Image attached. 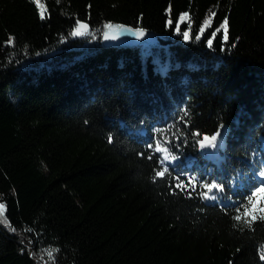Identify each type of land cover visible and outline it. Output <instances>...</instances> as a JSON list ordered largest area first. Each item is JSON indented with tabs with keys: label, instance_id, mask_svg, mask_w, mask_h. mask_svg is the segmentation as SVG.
Segmentation results:
<instances>
[{
	"label": "trees",
	"instance_id": "obj_1",
	"mask_svg": "<svg viewBox=\"0 0 264 264\" xmlns=\"http://www.w3.org/2000/svg\"><path fill=\"white\" fill-rule=\"evenodd\" d=\"M113 23L174 43L26 65ZM219 125L210 160L193 133ZM263 138L264 0H0V264H264V196L251 225L231 207L264 168ZM155 140L172 141L171 175H156ZM185 174L228 191L189 198Z\"/></svg>",
	"mask_w": 264,
	"mask_h": 264
},
{
	"label": "snow or ice",
	"instance_id": "obj_2",
	"mask_svg": "<svg viewBox=\"0 0 264 264\" xmlns=\"http://www.w3.org/2000/svg\"><path fill=\"white\" fill-rule=\"evenodd\" d=\"M36 3L39 4V0H36ZM43 10L40 11L39 15L41 19L45 18V11L46 9L41 6ZM212 15H215L214 13ZM180 19V18H178ZM171 25V21L169 22ZM206 23V22H205ZM227 19L223 22V27L225 29L226 33V26H227ZM81 27H85V25H79L75 28V30L70 33L72 36H81L84 35L80 31ZM108 27H111V25H108ZM204 32V27H201L199 29V32L196 36L197 39H199L200 34ZM139 34L143 35V30H139ZM182 36L185 40L189 39V31L185 30L182 33ZM107 39V37H105ZM226 38V36H225ZM212 41L211 39L208 40V44L211 45ZM222 125H219L217 127V130L211 134L210 136L208 134H201L199 131L193 133L195 136H200L201 138L197 141V144L201 150L208 149L212 155H215L216 152H218L221 148H223V132H222ZM111 137H109V141L111 142ZM165 147H161V141L155 140L154 144H149V148H155V151L160 153L158 164L162 166L160 171H157L156 175L158 177H164L165 173H169L171 175V168L167 165L170 162L176 161L179 157L175 154L171 153V149L169 146H172L171 140H164ZM176 148L179 146L176 145ZM149 159H152L150 156ZM258 179L255 181V183L249 187L245 194H243V198L241 200H235L232 201L231 207L232 209L237 213L234 216L235 220H241V215L239 214L241 210H243L244 217L251 216V219H245V223L251 225V223L256 219L255 216L251 215L250 207H254L253 199L254 197H257V195L264 196V168L260 169L258 172ZM176 180V183L174 184L175 188L180 189V191H187L189 198L192 197L193 193H196L197 196L202 197L205 200H211L214 202H218L220 200V193H227L228 188L225 186V183L219 179H208L207 177H199L196 175L191 174H185L183 176V179L180 175H177L174 177ZM234 179H239V177H235ZM202 189V190H200ZM227 199L231 200V197H226ZM226 210L228 209V205H221ZM5 207L4 203L0 202V209H3ZM259 211L261 213H264V207H260ZM261 219H264V215L260 217ZM264 247V245H262ZM49 256H51V253H48ZM259 258L261 261H264V253L259 254Z\"/></svg>",
	"mask_w": 264,
	"mask_h": 264
},
{
	"label": "rangeland",
	"instance_id": "obj_3",
	"mask_svg": "<svg viewBox=\"0 0 264 264\" xmlns=\"http://www.w3.org/2000/svg\"><path fill=\"white\" fill-rule=\"evenodd\" d=\"M187 21V18H185V14L184 16L181 18L180 23H185ZM206 22V23H205ZM212 24L211 20L209 17H207L201 27H204V31ZM82 27V31L84 33V35L81 36H72L70 35L67 39H65L63 41V44L61 46H59L57 49H51L48 51H45L39 55H37L34 58H31L28 60L27 62V66L29 65H33L35 63L41 62V63H47V64H54L57 63L58 61H62L66 56H68L69 54H85L88 53L90 50H92L94 47H96V45L101 44L102 43V35H103V31H104V27H99L96 28L94 30H90ZM223 29V28H221ZM183 33L184 31H182L181 27L178 28V32L179 33ZM190 33V31H189ZM202 34H200L201 36ZM160 54L159 51L157 53V63L159 66H162V62H161V58H160ZM224 139V136H223ZM263 142V148H264V138L262 139ZM223 148H224V140H223ZM221 148V149H223ZM221 149L215 153V155H212V153L208 150L205 149L204 153L206 154L207 158L210 160H218L221 158V154L220 151ZM177 163V161L174 162H170L167 166H173ZM2 202V201H0ZM3 203V202H2ZM5 207L3 209H0V219H3L4 216H2V213H4Z\"/></svg>",
	"mask_w": 264,
	"mask_h": 264
},
{
	"label": "water",
	"instance_id": "obj_4",
	"mask_svg": "<svg viewBox=\"0 0 264 264\" xmlns=\"http://www.w3.org/2000/svg\"><path fill=\"white\" fill-rule=\"evenodd\" d=\"M85 28L89 29L87 26ZM139 30L141 29H135L117 23L111 24V27L105 26L102 35V47L134 49L142 45H148L153 49H159L174 43V40L170 37L158 35L146 30H143L144 34L140 35ZM81 32L83 33V31Z\"/></svg>",
	"mask_w": 264,
	"mask_h": 264
}]
</instances>
